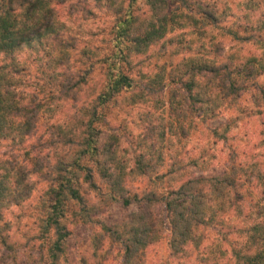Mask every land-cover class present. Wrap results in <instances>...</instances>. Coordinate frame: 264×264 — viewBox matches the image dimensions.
Here are the masks:
<instances>
[{
    "label": "clouds",
    "instance_id": "clouds-1",
    "mask_svg": "<svg viewBox=\"0 0 264 264\" xmlns=\"http://www.w3.org/2000/svg\"><path fill=\"white\" fill-rule=\"evenodd\" d=\"M0 264H264V0H0Z\"/></svg>",
    "mask_w": 264,
    "mask_h": 264
}]
</instances>
